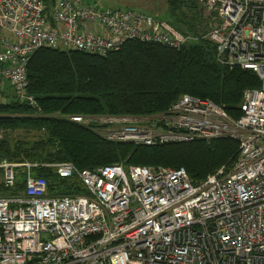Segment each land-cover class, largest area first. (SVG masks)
I'll return each mask as SVG.
<instances>
[{
  "label": "built area",
  "instance_id": "1",
  "mask_svg": "<svg viewBox=\"0 0 264 264\" xmlns=\"http://www.w3.org/2000/svg\"><path fill=\"white\" fill-rule=\"evenodd\" d=\"M217 23L203 37L216 60L256 72L233 118L209 100L184 94L164 113L145 117L72 115L107 140L155 146L230 138L239 144L230 171L194 184L184 167L108 164L79 169L83 194L50 195L44 177L0 197V264H264V0H205ZM131 39L181 48L197 40L169 20L75 0H0V89L28 96V64L43 47L107 55ZM2 162L14 186L18 167Z\"/></svg>",
  "mask_w": 264,
  "mask_h": 264
},
{
  "label": "trees",
  "instance_id": "2",
  "mask_svg": "<svg viewBox=\"0 0 264 264\" xmlns=\"http://www.w3.org/2000/svg\"><path fill=\"white\" fill-rule=\"evenodd\" d=\"M204 2L167 0L171 24L197 37L181 48L131 39L107 55L62 47L36 50L28 64L26 88L35 102L0 89V164L72 162L79 169L108 164L184 167L194 184L221 169L230 171L239 151L238 142L230 138L136 145L109 141L97 131L98 125L85 126L70 119L72 115L154 116L166 112L184 94L209 99L238 118L245 90L260 87L261 81L252 70L217 62L215 43L203 37L215 16ZM16 171L15 185L10 186L0 168V197L26 189V167ZM33 173L46 178L50 195L86 192L77 178H61L54 167H36Z\"/></svg>",
  "mask_w": 264,
  "mask_h": 264
},
{
  "label": "rangeland",
  "instance_id": "3",
  "mask_svg": "<svg viewBox=\"0 0 264 264\" xmlns=\"http://www.w3.org/2000/svg\"><path fill=\"white\" fill-rule=\"evenodd\" d=\"M75 1H79L81 4L83 3H89V4H94V5L97 4V6L101 9L107 8V7H113V8H121L123 10H127V9L138 10V11H142L144 13L150 14L159 19L169 20L167 0H75ZM205 5L208 8V5L206 3ZM210 11L213 12V15L215 14L214 10L210 9ZM212 22L213 24L210 27V29H212V27L215 26V24L217 23V19L215 18V16L214 18H212ZM10 92L16 93L17 91L14 90V88H12ZM0 95H1V92H0ZM2 135L3 133L0 132V138L3 137ZM13 163H17V162H13ZM26 163L33 164L30 167H26L27 169L26 175L28 174L33 175L34 174L33 168H36V167H45V168L47 167L48 168V167H52V164H53V163L25 162V164ZM17 164H24V163H17ZM19 168H23V167H19ZM0 181H2L1 175H0Z\"/></svg>",
  "mask_w": 264,
  "mask_h": 264
},
{
  "label": "crops",
  "instance_id": "4",
  "mask_svg": "<svg viewBox=\"0 0 264 264\" xmlns=\"http://www.w3.org/2000/svg\"><path fill=\"white\" fill-rule=\"evenodd\" d=\"M3 88L9 90V91H7L8 94H12V93L10 92V90H11L12 88H11V86L9 85L8 82H6V83L4 84ZM0 99H1V96H0Z\"/></svg>",
  "mask_w": 264,
  "mask_h": 264
}]
</instances>
